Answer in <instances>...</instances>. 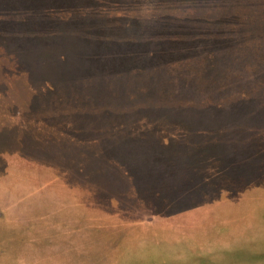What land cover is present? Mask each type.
Here are the masks:
<instances>
[{
  "label": "rangeland",
  "instance_id": "1",
  "mask_svg": "<svg viewBox=\"0 0 264 264\" xmlns=\"http://www.w3.org/2000/svg\"><path fill=\"white\" fill-rule=\"evenodd\" d=\"M196 3L0 0V264H264V48Z\"/></svg>",
  "mask_w": 264,
  "mask_h": 264
},
{
  "label": "trees",
  "instance_id": "2",
  "mask_svg": "<svg viewBox=\"0 0 264 264\" xmlns=\"http://www.w3.org/2000/svg\"><path fill=\"white\" fill-rule=\"evenodd\" d=\"M201 1L203 3L200 4ZM201 1L194 0L197 3L196 7H193L195 11L190 14L192 16L189 18L191 21L200 19L205 13L207 21L211 22L212 25H217V23L233 25L236 30L234 35L243 36L245 39L248 37L249 40L248 43H244L245 39H234V43H238L241 46L248 44L254 51H256L255 49L264 48V0ZM137 16L135 17L136 21L140 23L141 18L139 15ZM184 16L180 21L181 25L188 22L187 20L184 21ZM159 21L161 22V18H159ZM223 30L225 29L220 28V32ZM229 33H232V31ZM234 35L232 34V37ZM254 51H252L251 57L258 58ZM205 59H207V62L212 63L214 57L208 55L205 56Z\"/></svg>",
  "mask_w": 264,
  "mask_h": 264
}]
</instances>
